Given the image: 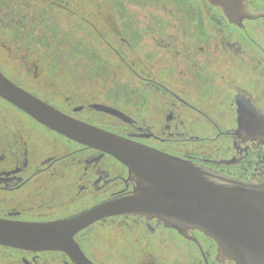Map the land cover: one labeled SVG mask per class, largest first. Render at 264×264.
<instances>
[{
  "label": "flooded vegetation",
  "instance_id": "af4514ba",
  "mask_svg": "<svg viewBox=\"0 0 264 264\" xmlns=\"http://www.w3.org/2000/svg\"><path fill=\"white\" fill-rule=\"evenodd\" d=\"M10 1L24 7L23 12L10 13L13 19L9 13L0 19V36L24 48L17 51L14 62L0 59V73L10 82L69 117L163 155L241 181L264 179V146L237 134L239 108L247 106L264 118L263 1H246L250 13L263 17L233 24L204 0H181V13L172 17L177 27L171 34L159 31L162 28L148 34L169 59L131 66L121 60L122 48L132 49L145 32L130 29L134 39L130 45L126 21L113 39H107L89 19L70 9V2ZM30 2L40 7L31 11ZM119 3L123 12L110 19L116 24L127 18L125 3ZM31 13H38L41 29L30 28ZM63 15L70 16L66 20L83 18L79 20L93 28L97 44H104V53L121 63L110 66L82 42L77 46L89 50L80 52H87L91 59L87 63L94 66L82 65L86 69L82 78L68 75L75 66L64 67V61L28 60L49 45L45 36H58L57 17ZM192 23L195 27L189 28ZM27 27L31 33L42 31L41 44L31 46L33 35L23 30ZM0 46L6 47L4 40ZM95 67L118 70L120 76L99 77L94 75ZM134 187L128 169L108 154L64 138L0 99V220L57 223L129 196ZM72 240L92 264H233L220 260L216 245L200 232L181 234L138 215L103 218ZM0 264L74 263L61 252L0 245Z\"/></svg>",
  "mask_w": 264,
  "mask_h": 264
},
{
  "label": "water",
  "instance_id": "95a60500",
  "mask_svg": "<svg viewBox=\"0 0 264 264\" xmlns=\"http://www.w3.org/2000/svg\"><path fill=\"white\" fill-rule=\"evenodd\" d=\"M204 1L221 10L229 23L263 17L248 11L247 0ZM0 99L64 138L108 154L128 169L129 178L135 182L131 195L61 222L24 224L0 220L1 246L61 252L74 264H92L73 242V236L106 217L138 215L156 219L181 234L200 232L216 245L220 260L264 264V179H233L78 121L27 93L1 73ZM101 109L120 117L115 111ZM237 134L264 146V118L247 106L239 108Z\"/></svg>",
  "mask_w": 264,
  "mask_h": 264
},
{
  "label": "rangeland",
  "instance_id": "374dc122",
  "mask_svg": "<svg viewBox=\"0 0 264 264\" xmlns=\"http://www.w3.org/2000/svg\"><path fill=\"white\" fill-rule=\"evenodd\" d=\"M114 1L116 3L112 2L111 0H62V4L66 5L68 2L72 3L73 6L71 5L70 9L80 15L82 14L86 19H89L88 21L94 24V29L98 30V32L104 35L107 39H113L114 35L118 33L119 27L123 28L125 26V21L127 24L126 40L129 42V44L134 41L133 36L129 35L130 29L139 28V30L145 32L142 36V39L140 38L139 42L132 49L122 48L121 53L123 55V58L121 60H125V64L127 63V66H131L133 63L136 64L139 61L149 62L150 60H168L169 57L166 55V52L156 48L155 45L157 42L155 38H153L152 36H148V34L154 28H162L159 31H164L167 34H171V29L177 27L172 17L177 16V13L179 12L181 13L180 5H178L181 0H152L153 2L151 0H130V3L124 0ZM119 1H122V4L125 3V5L123 6L125 9L124 11L127 13V18L126 20L123 19L120 22L117 21L116 24L115 20L110 19L113 17V15L117 17L115 14H119L122 11V5L119 3ZM10 2V0H0V19H3L6 13H9L10 18L13 19L11 15L13 12L16 14L18 12H23L24 7L22 6V4L12 5ZM33 6L35 7V9L38 8V6L40 7L37 2H30V7H32L31 11L34 10ZM184 11L189 10L183 9L182 12ZM191 12L193 13V10H191ZM107 14H110L109 19H106ZM31 17L32 26L30 28H33V25H36V28L41 29L40 27H38L39 23L36 22V19L38 18V13L36 15L31 13ZM69 17L70 16L66 17L65 15H63L62 17H57L58 36H54L57 42H53V37L50 38L49 36H45L48 40L49 45L45 47V49H40L39 52L36 54V57L30 55L28 60H44L48 62L64 61V63H66L64 67L70 68L72 66H75L74 68H70V73H68V75L82 78L85 76L84 71H86V69L81 68L82 65H86V67L88 68L94 67L91 63H87L91 61V59L88 57V53L80 52L89 50H83L77 46V42H82L86 45L91 46L88 49L94 52L96 51L98 53L97 56L100 58V60L109 62L110 66L114 62L121 63V60L115 57L114 55L109 54L108 56L106 53H104V44L100 43V46L99 44H97V42L94 40L97 39V36L96 34H93V28L87 27L85 21L79 20V18H83L79 16L73 19L66 20ZM65 20L66 24H64ZM14 21H16L15 18ZM75 21L76 24H74ZM60 22H63V24H60ZM12 23L15 24L14 22ZM156 23L158 25H156ZM25 24H27V21H25ZM70 25L74 26H72L71 28L69 27ZM188 27L194 28L195 24H188ZM23 30H26L27 33H31L28 30V27L24 28ZM41 32L42 31H35L31 33L33 35V42L31 46L36 47L39 43L41 44V41L39 42V39L42 36L39 34ZM2 40L5 41L6 47L2 48L0 46L1 61H5L7 63L14 62L16 59L19 58V55H17V51H23L24 48L17 47L15 44L16 42L11 41L6 36H0V44H2ZM113 43L118 44L115 42ZM150 55L151 57L149 58L148 56ZM95 68L94 75H97L99 77L119 78L118 76H120V71L118 70L114 72V70L112 69L109 70L102 68L103 70L99 74L95 70ZM50 72L48 75L52 76ZM42 75H45V71ZM54 76L56 75L54 74ZM112 81L113 80H111L110 83ZM134 86L135 85H133V87Z\"/></svg>",
  "mask_w": 264,
  "mask_h": 264
},
{
  "label": "trees",
  "instance_id": "16d2710c",
  "mask_svg": "<svg viewBox=\"0 0 264 264\" xmlns=\"http://www.w3.org/2000/svg\"><path fill=\"white\" fill-rule=\"evenodd\" d=\"M130 2V0H127ZM152 1V0H151ZM153 2V1H152ZM53 42H57V40L55 39V37L52 38ZM95 70L100 74V72L103 70L102 68H95Z\"/></svg>",
  "mask_w": 264,
  "mask_h": 264
}]
</instances>
